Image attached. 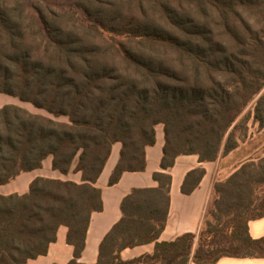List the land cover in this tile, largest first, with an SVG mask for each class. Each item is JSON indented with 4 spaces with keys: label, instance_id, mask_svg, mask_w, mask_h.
<instances>
[{
    "label": "trees",
    "instance_id": "1",
    "mask_svg": "<svg viewBox=\"0 0 264 264\" xmlns=\"http://www.w3.org/2000/svg\"><path fill=\"white\" fill-rule=\"evenodd\" d=\"M98 0L96 3H102ZM91 19L39 2L0 0V94L17 97L54 118L8 103L0 107V185L39 169L81 181L35 177L27 193L0 194V264H26L47 253L57 230L79 262L91 214L102 209L96 186L116 143L118 161L108 184L146 168V148L163 125L157 187L133 188L121 218L103 238L93 264L213 263L223 256L263 257L264 237L249 234L264 217V156L216 181L210 213L229 216L231 237L260 253L214 252L209 231L159 241L169 209L171 175L179 155L215 161L239 146L249 120L264 127V0H104ZM254 102L253 110L242 115ZM242 115V116H241ZM190 170L181 191L203 178ZM262 209L257 210L258 203ZM198 236L199 243L194 248ZM154 242V251L123 260L126 247ZM249 247V248H248ZM55 264V263H53Z\"/></svg>",
    "mask_w": 264,
    "mask_h": 264
},
{
    "label": "crops",
    "instance_id": "2",
    "mask_svg": "<svg viewBox=\"0 0 264 264\" xmlns=\"http://www.w3.org/2000/svg\"><path fill=\"white\" fill-rule=\"evenodd\" d=\"M260 130L263 131L264 127ZM164 142L163 126L158 125L155 144L146 148L147 164L145 170L123 172L117 183L109 185V177L118 161L121 145L116 143L113 146L111 155L96 182V186L101 189L102 209L91 214L85 237V247L78 259L79 262L86 264L97 262L100 244L113 225L120 220L122 215L121 202L133 188L158 186V182L153 178V173L162 170L160 163ZM197 167L205 170L204 176L191 193L185 194L181 191L185 176L190 170ZM165 171L171 175L169 209L165 227L158 240L171 241L189 232L197 234L216 197L214 183L219 178L218 160L200 162L198 155H179L176 157L174 165ZM38 176L81 181L79 172L64 175L52 169V157L49 156L43 161L41 168L22 172L9 183L0 185V194L27 193L30 182ZM248 227L251 237H264V217L250 220ZM67 231V227L61 225L57 230V239L49 245L47 253L29 259L26 264L68 263L73 258L74 247L67 242ZM154 245V242H150L126 247L121 251V258L131 260L145 254H151L154 251ZM188 264H264V258L223 256L213 263L191 261Z\"/></svg>",
    "mask_w": 264,
    "mask_h": 264
},
{
    "label": "rangeland",
    "instance_id": "3",
    "mask_svg": "<svg viewBox=\"0 0 264 264\" xmlns=\"http://www.w3.org/2000/svg\"><path fill=\"white\" fill-rule=\"evenodd\" d=\"M30 8L34 11L33 4L35 2H39L43 5L49 6L55 10H66L70 12H74L81 21L86 24H91V19L86 11L79 5V2H84L86 6L90 8L94 6L103 5L104 0L102 3H96L98 0H25ZM14 103L21 107L26 108L30 112L42 114L45 116H49L54 118L50 113L47 111L37 108L29 102H24L19 100L17 97H13L7 94H0V107L5 105V103ZM254 106V102H251L247 108L243 111L242 115L245 114L247 111H252ZM241 115V116H242ZM60 121H67V117L60 116L58 118H54ZM162 125V124H159ZM158 126V125H157ZM156 126V128H157ZM163 126V125H162ZM264 156V130L261 131L258 128V124L253 122V120H249L248 123V132L247 135L241 139L239 146L233 150L231 154H227L225 156L219 157L218 160V168H219V178L217 181H224L227 177L236 169L240 167L245 162H249L250 160L257 161L258 158ZM69 173H76V172H69ZM68 173V174H69ZM70 180V179H68ZM216 182V181H215ZM260 194L264 192V187L259 188ZM209 207L207 214L203 220L201 225V229L204 231L210 230V235L208 240L214 241L212 248H214V252L217 253H229V254H243V253H260L261 250H247L244 247L246 245H242L241 242L233 240L231 237V222H227L230 218L227 215H222L221 219H216L215 216L211 215L210 213L217 214V212L212 210L210 212ZM262 204L261 202L258 203L257 209L253 210L252 213H256L257 210H261ZM200 231V230H199ZM199 233V232H198ZM198 233L196 235H198ZM199 243L198 236H196L194 241V248L197 247ZM244 246V247H243ZM249 248V247H248Z\"/></svg>",
    "mask_w": 264,
    "mask_h": 264
}]
</instances>
